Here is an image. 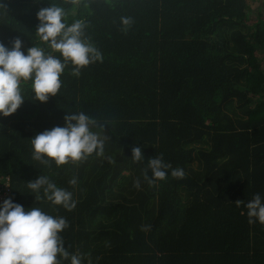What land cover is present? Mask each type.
I'll list each match as a JSON object with an SVG mask.
<instances>
[{
    "label": "trees",
    "instance_id": "1",
    "mask_svg": "<svg viewBox=\"0 0 264 264\" xmlns=\"http://www.w3.org/2000/svg\"><path fill=\"white\" fill-rule=\"evenodd\" d=\"M51 2L69 24L84 21L102 59L78 72L69 62L46 102L23 85L20 108L0 116L8 197L66 218L61 235L81 264H264V224H250L244 207L264 197V0L256 11L254 0H3L0 42L43 46L36 12ZM70 112L102 126L103 156L59 167L33 160L30 139ZM133 146L143 163L132 161ZM156 155L183 178L169 169L144 182ZM40 175L71 191L75 208L37 201L26 184Z\"/></svg>",
    "mask_w": 264,
    "mask_h": 264
},
{
    "label": "clouds",
    "instance_id": "2",
    "mask_svg": "<svg viewBox=\"0 0 264 264\" xmlns=\"http://www.w3.org/2000/svg\"><path fill=\"white\" fill-rule=\"evenodd\" d=\"M4 13L5 6L0 0V14ZM36 17L35 36L43 46L34 44L22 50L23 42L19 37L11 41V47L0 42V116H10L20 108L25 100L23 85L29 86L31 99L46 102L60 91L61 76L69 62L78 72L102 59L101 53L84 37V21L76 19L69 24L62 4L51 2L50 6L40 8ZM121 22L131 23L126 17L121 18ZM64 121L63 126H53L30 139L33 160L43 165L54 162L59 167L85 160L93 154L103 156L106 138L95 130L102 126L92 117L84 112H70ZM131 150L133 162L145 161L141 147L133 146ZM169 169L172 177L183 178L182 168H171L162 155H156L147 158L141 176L144 182L152 185L165 180ZM68 183L75 186L77 180L72 177ZM141 184L140 178L133 181L136 189H140ZM26 187L37 201L42 194L51 204L68 211L76 206L72 192L58 187L47 175L28 181ZM235 203L239 207L241 200ZM244 207L250 224H264V197L254 194ZM67 227V220L62 216L50 215L35 206L25 209L12 197L4 199L0 202V264H61L63 260L81 264V256L70 253L65 247L61 233Z\"/></svg>",
    "mask_w": 264,
    "mask_h": 264
},
{
    "label": "built area",
    "instance_id": "3",
    "mask_svg": "<svg viewBox=\"0 0 264 264\" xmlns=\"http://www.w3.org/2000/svg\"><path fill=\"white\" fill-rule=\"evenodd\" d=\"M9 187H10V184L7 181L0 183V202H2L4 199L8 198V196L10 194V188Z\"/></svg>",
    "mask_w": 264,
    "mask_h": 264
},
{
    "label": "rangeland",
    "instance_id": "4",
    "mask_svg": "<svg viewBox=\"0 0 264 264\" xmlns=\"http://www.w3.org/2000/svg\"><path fill=\"white\" fill-rule=\"evenodd\" d=\"M261 0H254L253 9L258 10Z\"/></svg>",
    "mask_w": 264,
    "mask_h": 264
}]
</instances>
